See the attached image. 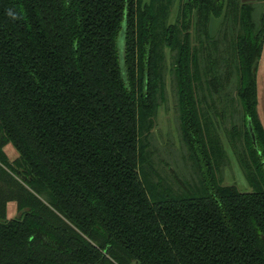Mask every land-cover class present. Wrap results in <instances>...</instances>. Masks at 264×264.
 Segmentation results:
<instances>
[{"label": "trees", "instance_id": "obj_1", "mask_svg": "<svg viewBox=\"0 0 264 264\" xmlns=\"http://www.w3.org/2000/svg\"><path fill=\"white\" fill-rule=\"evenodd\" d=\"M175 1L0 0V264H264V123L253 73L264 0H184L171 22ZM221 21L233 33L231 64L204 81L209 66L205 75L192 33L211 42L210 25ZM167 51L201 176V188L184 193L146 172L143 134ZM234 76L243 127L225 145V115L213 117L215 102L198 89L206 84L213 100ZM227 149L249 191L220 179ZM11 203L19 216L9 219Z\"/></svg>", "mask_w": 264, "mask_h": 264}, {"label": "rangeland", "instance_id": "obj_2", "mask_svg": "<svg viewBox=\"0 0 264 264\" xmlns=\"http://www.w3.org/2000/svg\"><path fill=\"white\" fill-rule=\"evenodd\" d=\"M148 1V0H146ZM184 0H176L174 2L171 15V22H174L178 16L179 4ZM255 6V19H259L261 13L260 2L253 1ZM211 42L209 39H197L192 33V43L196 45L199 52L201 69L205 72L218 67L216 70L220 75H225V70L231 64L232 59V40L233 33L230 28L221 22L211 23ZM226 29V30H225ZM230 29V30H229ZM235 35V34H234ZM214 41V42H213ZM174 53L166 52V60L164 61V84L162 94L159 95L158 108L151 119V126L148 124L145 128L143 142L147 145V153L149 166H146V172L149 174V180L153 184L162 183L165 187L171 189L175 193H184L185 190L191 188L199 190L201 188V176L199 170L192 159L191 153L186 146L181 131L180 112L178 106L177 84L172 68L174 64ZM207 75L208 78L211 77ZM236 75V74H235ZM258 82V113L260 119L264 123V50L261 62L257 70ZM226 92L221 97L213 95L211 100L207 91V85L199 84L198 96L206 97L210 104H214L213 117L215 113H224L225 120L222 128L219 130V136L223 139L224 144L228 141V133L234 127H243V116L240 101L236 96V77L231 82L226 83ZM204 110L207 109L203 103ZM205 111V113H207ZM211 112V113H212ZM150 129V130H149ZM228 146V145H227ZM226 146V147H227ZM228 148V147H227ZM228 150V158L221 172L220 179L224 184L236 185L241 191H249V185L245 179L241 167ZM5 153L11 161H15L19 154L12 145L5 148ZM17 206L11 203L8 206L9 219L18 217Z\"/></svg>", "mask_w": 264, "mask_h": 264}, {"label": "water", "instance_id": "obj_3", "mask_svg": "<svg viewBox=\"0 0 264 264\" xmlns=\"http://www.w3.org/2000/svg\"><path fill=\"white\" fill-rule=\"evenodd\" d=\"M253 73H254L255 75H257V69H254V70H253Z\"/></svg>", "mask_w": 264, "mask_h": 264}]
</instances>
